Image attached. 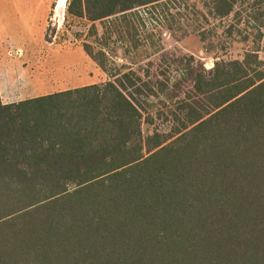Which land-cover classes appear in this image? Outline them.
<instances>
[{"label":"trees","instance_id":"1","mask_svg":"<svg viewBox=\"0 0 264 264\" xmlns=\"http://www.w3.org/2000/svg\"><path fill=\"white\" fill-rule=\"evenodd\" d=\"M160 1L72 0L68 12L100 21L106 40ZM248 1L264 27V0L210 9L227 16ZM84 49L107 81L0 99V264H264L258 51L196 72L191 92L160 110L164 81L112 72L104 49Z\"/></svg>","mask_w":264,"mask_h":264},{"label":"rangeland","instance_id":"2","mask_svg":"<svg viewBox=\"0 0 264 264\" xmlns=\"http://www.w3.org/2000/svg\"><path fill=\"white\" fill-rule=\"evenodd\" d=\"M71 1L48 0L46 20L35 32L28 26L16 27V45L32 37L42 43L29 49L27 56H18L12 42H0L4 96L30 83L56 92L107 81V74L86 53L84 44L92 45L95 51L104 49L112 72L132 70L143 78L147 74L152 81H164L166 90L153 99L160 110L165 109L161 102L174 109V102L191 92L196 72L211 76L216 62L243 60L246 53L256 50L264 61V27L253 19L258 5L252 1L237 4L227 16H216L210 0H163L131 13L137 28L134 32L112 34L106 40L101 38L100 21L91 23L68 12ZM92 25L98 29L97 36L90 35ZM156 124L165 129L169 125L161 120ZM151 129L144 125L145 133Z\"/></svg>","mask_w":264,"mask_h":264},{"label":"crops","instance_id":"3","mask_svg":"<svg viewBox=\"0 0 264 264\" xmlns=\"http://www.w3.org/2000/svg\"><path fill=\"white\" fill-rule=\"evenodd\" d=\"M47 8L48 0H0V42H12V48L17 50L16 53L18 56H27L29 49L37 48L42 43L33 40L34 37H32V40L20 41L16 45V27L28 26L32 31L34 29V32L35 30H39V25L46 20ZM46 89V86H41L38 83H30V86L25 89H20L18 86L13 88L4 96L0 86V96L2 98L6 97L8 101L3 103L7 104L55 93L54 91H47ZM66 89L71 88H64L56 92ZM20 95L22 98L17 99Z\"/></svg>","mask_w":264,"mask_h":264}]
</instances>
